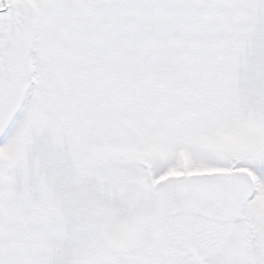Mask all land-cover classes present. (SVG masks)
<instances>
[{
	"label": "snow or ice",
	"instance_id": "obj_1",
	"mask_svg": "<svg viewBox=\"0 0 264 264\" xmlns=\"http://www.w3.org/2000/svg\"><path fill=\"white\" fill-rule=\"evenodd\" d=\"M0 264H264V0H0Z\"/></svg>",
	"mask_w": 264,
	"mask_h": 264
}]
</instances>
